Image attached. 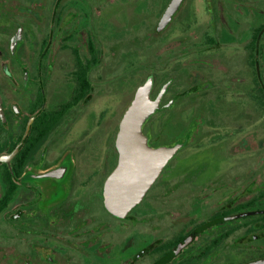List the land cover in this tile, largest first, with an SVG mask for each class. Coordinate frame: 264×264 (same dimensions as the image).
<instances>
[{
  "label": "flooded vegetation",
  "instance_id": "1",
  "mask_svg": "<svg viewBox=\"0 0 264 264\" xmlns=\"http://www.w3.org/2000/svg\"><path fill=\"white\" fill-rule=\"evenodd\" d=\"M172 1L0 0V264L264 259V0H180L164 17ZM148 78V144L182 145L119 217L105 184ZM233 91L249 118L247 103L227 113Z\"/></svg>",
  "mask_w": 264,
  "mask_h": 264
},
{
  "label": "water",
  "instance_id": "2",
  "mask_svg": "<svg viewBox=\"0 0 264 264\" xmlns=\"http://www.w3.org/2000/svg\"><path fill=\"white\" fill-rule=\"evenodd\" d=\"M180 0H173L164 17L173 12ZM152 79L137 87L135 96L125 110L119 128L118 145L120 167L107 179L104 204L112 214L124 217L142 198L165 162L174 155L182 143L152 147L142 132L143 122L158 107V98L151 100ZM245 264H264V259Z\"/></svg>",
  "mask_w": 264,
  "mask_h": 264
},
{
  "label": "rangeland",
  "instance_id": "3",
  "mask_svg": "<svg viewBox=\"0 0 264 264\" xmlns=\"http://www.w3.org/2000/svg\"><path fill=\"white\" fill-rule=\"evenodd\" d=\"M119 15H118V17L120 18V19H124V18H126V16H124V13L123 12H121V13H118ZM241 14L240 13H237V15H236V19H233V20H237V19H239L240 21L242 20V18H241ZM227 22L228 23H230L231 22V19H227ZM232 24H233V22H231ZM234 48V46H231L230 47V50H232ZM237 49V46H235V50ZM239 51H241V49L239 48ZM234 57H236L235 58V61H237V59L239 60L240 59V54H238V55H236V56H234ZM244 83H245V85L246 86H248L249 85V83L248 82H246V81H244ZM240 87H242V88H244V85H240ZM233 98L234 99H232L230 102H228L227 103V113L228 114H230V116H231V118L233 119H235V118H239V120L241 119V116L243 115V114H245V109L246 108H244L242 105H244V104H248V106H247V109L249 110V111H247V113H248V117L247 118H249V116H250V114H251V110L249 109V105H250V101L249 100H247V97H246V91L244 92V94L243 95H241L240 96V94L239 93H235V91H233ZM245 111V112H244ZM253 126V127H252ZM252 126H249L248 127V130H249V132H251V134L253 135V136H255V130H254V124L252 125ZM193 145H194V143H192V144H190L187 148H185L184 149V151L185 152H191L192 151V147H193ZM181 153V152H180ZM194 156H197V155H194ZM202 159V158H201ZM176 160V159H175ZM177 161V160H176ZM178 161L180 162V159H178ZM193 163V161H191L190 159H183V161H182V166H189V164H192ZM208 175L207 174H205V178L207 177ZM207 190L205 189L204 191H202L201 193H200V195L201 196H206L207 197ZM142 230H145V228L143 229H141V231ZM118 259V257L116 256V257H111V258H108L107 260H106V263H109L110 261H113V262H115L116 260Z\"/></svg>",
  "mask_w": 264,
  "mask_h": 264
}]
</instances>
